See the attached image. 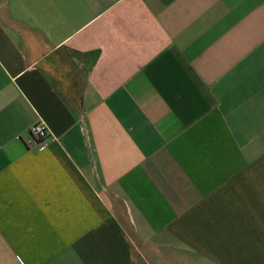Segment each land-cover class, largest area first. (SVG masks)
I'll list each match as a JSON object with an SVG mask.
<instances>
[{"label":"crops","instance_id":"1","mask_svg":"<svg viewBox=\"0 0 264 264\" xmlns=\"http://www.w3.org/2000/svg\"><path fill=\"white\" fill-rule=\"evenodd\" d=\"M0 264H264V0H0Z\"/></svg>","mask_w":264,"mask_h":264},{"label":"built area","instance_id":"2","mask_svg":"<svg viewBox=\"0 0 264 264\" xmlns=\"http://www.w3.org/2000/svg\"><path fill=\"white\" fill-rule=\"evenodd\" d=\"M31 141L35 144L44 145L47 138L50 136V132L45 124L37 122L30 127Z\"/></svg>","mask_w":264,"mask_h":264}]
</instances>
